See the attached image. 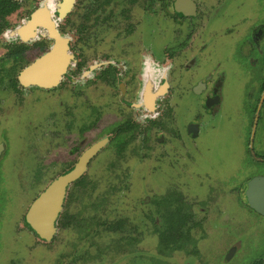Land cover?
<instances>
[{"label": "flooded vegetation", "instance_id": "flooded-vegetation-1", "mask_svg": "<svg viewBox=\"0 0 264 264\" xmlns=\"http://www.w3.org/2000/svg\"><path fill=\"white\" fill-rule=\"evenodd\" d=\"M54 56L49 80L24 77ZM229 91L252 118L248 152L263 166L264 0H0V216L20 210L19 202L8 206L21 192L13 171L28 166L32 194L16 230L31 237L29 252L48 255L59 232L75 226L69 204L83 205L101 177L108 193H133L132 182L124 184L122 162L132 160L131 171L164 163L175 144L183 145L182 136L202 134ZM82 158L83 170L64 187L51 238L40 239L28 220L32 206ZM256 178L264 175H246L239 194L245 208L264 218L246 198L247 184ZM186 192L176 188L145 199L146 193L136 201L140 212L132 218L140 224L133 230L142 228L144 239L133 238L132 228L122 231L115 250L109 246V254L117 255L110 263L121 258L118 263L131 264L135 255H148L150 240L167 264L200 255L210 214L224 212L222 192ZM196 204L202 216L193 210ZM89 231L74 245L82 249L79 256L65 250L62 264L87 260L93 246V263L103 264L108 249L98 244L99 232ZM106 231L113 233L108 226ZM188 247L193 249L184 255ZM235 253L232 248L225 261ZM250 264H264V253Z\"/></svg>", "mask_w": 264, "mask_h": 264}, {"label": "rangeland", "instance_id": "rangeland-1", "mask_svg": "<svg viewBox=\"0 0 264 264\" xmlns=\"http://www.w3.org/2000/svg\"><path fill=\"white\" fill-rule=\"evenodd\" d=\"M251 120V116H247L241 108L237 95L235 97V93L232 91L226 92L218 115L214 120L209 119L206 124L203 123L202 134L195 140L182 136L183 143L181 144L183 145H174L175 153L173 152V155L176 154V157L172 155L164 163L158 165L153 162L141 164L132 171V160H126L124 164L122 162L120 171L123 179L125 177L124 184L127 187L132 182L133 193L132 188L130 193L129 190L122 192L120 188L115 191V194L108 193L109 188L105 184L106 180L100 176L101 184L92 185L93 192L85 197V202H81L83 205H78V201L69 204L67 206L68 215H72L75 226L64 228L59 232L55 242L46 248L49 251L46 256L37 251L29 252L28 245L32 240L31 237L25 231L19 233L16 230L18 216L30 199L33 186L29 179L30 169L28 166L14 169V175L20 177L16 183L21 192L17 199L13 196L8 206H15L16 202H19L21 207L20 210L17 208L14 212L0 216V264H51L53 261H56L55 264H62L68 256L66 251H78L77 256H79L82 249L81 247L74 249V245L80 242L79 240L85 239L88 230L97 234L99 232L96 236V239L100 240L98 244L102 243L108 249L107 252L103 248L105 252L103 264H111L113 256L117 255L109 254V246H111L110 251L115 250L114 243L123 237L122 231H124V235H127L132 228L131 236L133 238L144 239V232L138 234L142 228L138 227L137 231L133 230L140 224L132 218L133 213L139 214L140 212L138 207L133 206L136 201L143 199L146 193L145 199L148 196L153 198V195L176 188L184 192L187 191L186 193L188 190L195 189L221 191L224 210L220 214L218 212L210 214L208 224L212 228L207 231L206 239L200 248V255H189L177 264H250L253 259L264 253V218H260L245 208L242 204L243 196L239 194L240 189L245 186L246 175H264V165L256 164L257 162H254L251 153L248 152V144L252 137L251 132L250 135L248 134ZM16 129L13 127L12 131L14 132ZM152 154L154 153L152 152ZM152 154L150 161L154 160ZM99 158H101L100 161H97ZM98 159L92 163V166L102 161V154ZM9 172L10 170L7 168V174ZM45 186L46 183H43L41 188ZM191 193L188 200H193ZM139 196L140 198H138ZM199 208L200 206L196 204L193 210L197 209L198 216H202ZM100 222L103 226L98 227L97 224ZM85 223L90 229H86ZM95 223L96 226H94ZM105 225L113 233L106 231ZM198 235L202 236V232H199ZM150 241V253L135 255L133 260H130L133 261L131 264H167L165 259L159 258L156 253L154 241ZM62 242L65 245L67 243L70 247L67 245L63 248ZM81 244L83 245L82 242ZM85 246L87 247V244ZM230 248H235L236 253L230 261H225ZM96 249V246L90 248L92 256L88 250L87 260L76 264H95L93 257ZM186 249L184 255L186 252L192 251L193 248ZM51 250L53 253H50ZM55 256H57L56 260ZM119 260H114V264H120L117 262ZM121 264H127V261H123ZM168 264H174V262Z\"/></svg>", "mask_w": 264, "mask_h": 264}, {"label": "water", "instance_id": "water-1", "mask_svg": "<svg viewBox=\"0 0 264 264\" xmlns=\"http://www.w3.org/2000/svg\"><path fill=\"white\" fill-rule=\"evenodd\" d=\"M55 51H57V49ZM55 57L56 56L53 58H43V62L26 70L24 77L32 75L36 82H46V80H49L48 71L52 72L50 68L52 64L54 65L57 62ZM41 63L42 65L40 66ZM47 66H49V68H47ZM84 158H82L71 171L57 179L32 206L28 215V220L40 239L47 241L51 238L54 230L52 228V221L56 216V212L59 210L64 187L81 173L85 164ZM246 198L248 205L264 216V178H256L248 182ZM48 204H51V208L46 209V205Z\"/></svg>", "mask_w": 264, "mask_h": 264}]
</instances>
